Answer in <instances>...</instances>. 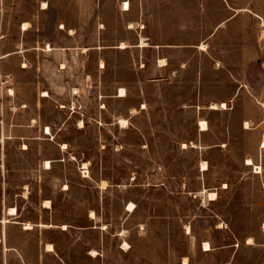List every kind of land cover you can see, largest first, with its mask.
<instances>
[{"label": "crops", "instance_id": "1", "mask_svg": "<svg viewBox=\"0 0 264 264\" xmlns=\"http://www.w3.org/2000/svg\"><path fill=\"white\" fill-rule=\"evenodd\" d=\"M0 5V264H162L167 250L175 253L170 264L185 259L258 264L236 240L220 244L202 226L215 218L222 233L230 221L221 214L231 213L236 230L264 231V0H0ZM82 36L90 38L88 45ZM79 80H88L89 96L95 97L88 129L95 136L87 155L68 136L87 126L75 106ZM98 80L105 104L99 110ZM54 93L56 107L50 105ZM115 132L136 134L138 140L112 144L106 134ZM97 133L105 134L99 144ZM34 140L53 143L58 155L28 156ZM146 149L154 151L148 160ZM165 149L195 153L200 183L195 187L187 178L179 195L200 197L199 205H162L160 196L150 206L141 203L144 191L130 182L142 174L130 173L128 166L171 163L161 153ZM130 150L136 155L130 157ZM82 164L93 166L88 176L81 174ZM117 165L124 170L119 173ZM198 209L206 215L169 220L170 242L162 243L163 211ZM146 212L152 217L145 222ZM173 236L187 244H174ZM256 237L250 232L243 245L252 247Z\"/></svg>", "mask_w": 264, "mask_h": 264}, {"label": "rangeland", "instance_id": "2", "mask_svg": "<svg viewBox=\"0 0 264 264\" xmlns=\"http://www.w3.org/2000/svg\"><path fill=\"white\" fill-rule=\"evenodd\" d=\"M72 1V0H70ZM23 10L26 9V6H22ZM3 12V5H0V14ZM89 37L88 36H82L80 38V41L82 44H87L89 42ZM107 39H114V38H107ZM64 43H72L71 39H65ZM98 88L96 91V107L99 110L100 107H105V104L101 103V98L102 95L100 94L101 90H103V87H101V84L99 85V80H98ZM78 85H79V94L80 95V99L77 101V103H75V106L80 109L81 112H83L82 115H85V123H86V128L85 131L79 132V133H70L68 136L70 137V139H75L76 141H79L82 145L81 147L84 148V153L88 152L87 147L90 145V138H93L95 136L94 133H89L88 129L89 125L93 126L92 124H94V120L92 117V114L94 112L95 109V102L93 99H95L94 96H89V84H88V80H79L78 81ZM52 91H54V88L51 87ZM73 92H76V90H72ZM94 92V88L93 86L91 87V92ZM44 93V92H43ZM55 93L52 95L53 99H51L50 105H52L53 107H56L55 105H59V102L57 100H55ZM78 97V94H76ZM74 108V105L71 106ZM83 117V116H82ZM52 120H55L56 122V118L55 116H52L51 118ZM80 124H82L80 122ZM84 124V121H83ZM83 126V125H81ZM46 131H47V127H46ZM105 134H101V133H97V143L99 144L101 141L104 140V136ZM108 136L107 141L112 142H119L120 139H128L129 142H135L137 141V135L136 134H129L128 138L126 134H118V133H109L106 134ZM150 139L152 138V135L149 136ZM93 140V139H92ZM111 144V145H112ZM264 144V143H263ZM262 144V145H263ZM94 146V144H93ZM9 147V146H8ZM13 149V146H12ZM146 155L145 158L146 160H148V156H152V154L154 153L153 150H149L148 149L145 150ZM2 153L4 155V149L2 150ZM161 153L163 154V156L171 161V163H168L166 165H161V166H157V165H152V164H143L140 166H136L135 164H130L128 166L129 168V172L131 173L132 171H139L140 174H142L139 179L135 180V181H131L130 183L134 184L135 186H138L137 188H139V190L144 191V193L142 194V197H140V201L142 204H144L146 206H150L152 204L153 201L156 202V199L159 198L160 196V200H161V204L162 205H169V204H177V205H199L201 202L200 197L194 199L193 201L190 200L189 198L186 197H182L179 195V193L184 189L183 186H181V183L184 182L187 178L191 181L193 186H198L199 185V181H197L196 179V174H195V170H194V165H193V161L195 159V153L193 151L190 152H182L178 149L172 150V149H165V150H161ZM28 156H33V157H37V156H42V155H49V156H57L58 155V151L56 148V145H54L53 143H49V142H45V143H41L40 141H33L32 144V149L30 151V153H27ZM81 156H85L84 154L80 153ZM129 155L130 157H133L134 155H136V151L130 150L129 151ZM82 164L81 168H80V172L81 174L84 176H88L91 172V169L93 168V166L90 165H85ZM99 168L101 169V166H95V168ZM4 168V166H3ZM118 168V172L120 173L121 169L124 170V166L121 165H117ZM154 170H157L159 172L158 175L153 176V172ZM256 171V170H255ZM232 171L231 170H225V177H231ZM216 183V182H215ZM230 183H232V181L230 180ZM166 184V186L164 185ZM159 185H161V189L160 187H158ZM149 190V191H148ZM153 191V192H150ZM223 200L225 199V196L221 197ZM205 202V201H204ZM206 204V203H205ZM166 210V208H165ZM215 212L216 211H212L209 210V214L212 216H215ZM206 215L205 212H201L199 209L196 211H189V213L184 214L182 212H177V213H169V212H162L160 219H161V224L162 227H165L166 230H164V234L162 235V243H166L168 244L170 242V231H169V220H171L173 223L175 222V220L178 223H181L182 221H184L185 219H190L191 217H195V216H204ZM152 215L148 212H146L144 214V221H148L149 219H151ZM224 218L225 220H228L230 222H227L226 227L223 230L222 233H218L217 229H215L214 227V223L212 220L209 224H208V228L205 225H203V229H205L204 231L212 237H216L217 238V242L218 243H233L236 240V244L240 243V249L242 252H244L245 250H250L251 253L253 254V257H256L258 264L261 263V261H263L264 259V246L262 245L263 243V239H264V231L262 229H249V228H243V229H235L232 223V214L231 213H225V214H221V218ZM200 217H198L197 219L194 218V220H197L196 225L198 223ZM211 220V219H210ZM248 224V223H246ZM174 227V224L172 225ZM264 226V225H263ZM144 228V225H143ZM207 228V229H206ZM196 231L199 232L200 228L199 226H196ZM256 232L257 237L255 240V244L252 245V247L248 248L245 247L243 245L244 242V238L246 237V235H248L250 232ZM235 234H234V233ZM238 237V238H237ZM239 239V240H237ZM254 241V240H253ZM171 242H173L174 244H187V239H185L184 237H175L173 236L171 238ZM167 249H169L167 247ZM175 253L173 252H169L168 250L165 253H162V257H164L166 260L163 261L162 264H170L169 258L170 257H174ZM185 261V260H184ZM185 264V263H184ZM188 264V262H187Z\"/></svg>", "mask_w": 264, "mask_h": 264}, {"label": "bare ground", "instance_id": "3", "mask_svg": "<svg viewBox=\"0 0 264 264\" xmlns=\"http://www.w3.org/2000/svg\"><path fill=\"white\" fill-rule=\"evenodd\" d=\"M44 4H45V2H44ZM46 5V4H45ZM126 5H127V7L129 8V2H126ZM44 6V5H43ZM126 7V8H127ZM46 8V7H45ZM24 26L26 25V24H23ZM23 26V27H24ZM63 26V25H62ZM126 44V43H125ZM145 44V43H144ZM122 45H124V43L122 42ZM46 47H48L47 49H51V44H48V46H46ZM102 62V61H101ZM103 65V64H102ZM63 66V65H62ZM121 90V93H120V95H124V93H125V90L124 89H120ZM12 92V91H11ZM77 92V91H76ZM43 95L44 96H48V95H50V93H48L47 91H45L44 93H43ZM223 103V102H222ZM221 104V103H220ZM216 105V104H215ZM214 105V106H215ZM223 105V104H222ZM213 106V107H214ZM62 107H63V105H62ZM217 107V106H216ZM223 107H225V106H223ZM121 120V124L122 125H126L127 124V120H125V119H120ZM119 121V120H118ZM81 125H83V120L81 121ZM203 123V122H202ZM204 125H205V123H204ZM200 127H201V125H200ZM205 127V126H204ZM48 134H51V130H50V127H47V131H46ZM63 145V144H62ZM263 146H264V144H263ZM63 147H66V144H64L63 145ZM247 163L248 164H251V165H253V160L251 159V158H248V161H247ZM47 167H51V164H50V161H48L47 160ZM85 166V165H84ZM207 166H206V163H203V168H206ZM255 172H261V167L260 166H256V171ZM104 184V183H103ZM204 190V189H203ZM208 196H209V198L210 199H216V197H217V193L216 192H209L208 194H207ZM50 202V201H49ZM46 204V203H45ZM47 206V205H46ZM13 208V207H12ZM15 208V207H14ZM10 209L11 210V212H12V214L13 213H15V209ZM134 208H135V205L133 204V203H130V205H129V207H128V210H130V211H133L134 210ZM9 210V211H10ZM10 213V212H9ZM6 221V219L4 218V222ZM27 225V227H31L33 224H31V223H27L26 224ZM49 225V224H48ZM248 241L249 242H251V243H253V238H249L248 239ZM125 245L127 246V243L125 242ZM205 249H211V244L209 243V242H206L205 241ZM126 246H125V248H126ZM51 248V247H50ZM97 252V251H96ZM93 253V252H92ZM95 254V253H94ZM184 263L185 264H187V259H185V261H184ZM226 264H228V263H226Z\"/></svg>", "mask_w": 264, "mask_h": 264}, {"label": "built area", "instance_id": "4", "mask_svg": "<svg viewBox=\"0 0 264 264\" xmlns=\"http://www.w3.org/2000/svg\"><path fill=\"white\" fill-rule=\"evenodd\" d=\"M84 176H86V175H84Z\"/></svg>", "mask_w": 264, "mask_h": 264}, {"label": "snow or ice", "instance_id": "5", "mask_svg": "<svg viewBox=\"0 0 264 264\" xmlns=\"http://www.w3.org/2000/svg\"><path fill=\"white\" fill-rule=\"evenodd\" d=\"M251 243V242H250Z\"/></svg>", "mask_w": 264, "mask_h": 264}]
</instances>
